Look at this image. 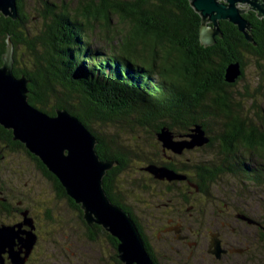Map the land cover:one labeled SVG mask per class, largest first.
Here are the masks:
<instances>
[{
    "label": "trees",
    "instance_id": "1",
    "mask_svg": "<svg viewBox=\"0 0 264 264\" xmlns=\"http://www.w3.org/2000/svg\"><path fill=\"white\" fill-rule=\"evenodd\" d=\"M64 1L61 0L62 6L54 1L45 2L41 12L44 22L39 32L29 26L30 13L23 0H18L16 19L0 13V64L10 39L14 45V73L30 79V103L49 114L53 113L55 106L68 108L97 136L96 151L101 159L116 162L104 177V188L114 203L131 213L151 257L158 264L151 253L143 225L126 201L125 193L118 188V176L127 170L131 150L121 145L114 134L108 135L110 138L103 137L91 124L94 119L123 121L131 129L136 126L144 129L150 126L153 132L163 127L171 131L179 129V136H183L197 122L205 129L209 128L206 119L201 118L216 117L223 120L224 130L218 140L223 146V154L230 156L239 142L250 154L264 160V125L252 126L239 116L227 90L234 85L228 84L224 78L230 62H240L244 73L248 63L246 55L253 57L262 68L264 18L253 11L244 14L251 24L252 42L247 41L235 24L221 20L224 36L218 38L216 44L206 46L200 39L201 17L190 0H82L74 9ZM113 17L125 23V28H113ZM94 37L110 47L121 46L118 50L123 51L115 54L110 51L102 58L99 56L101 50L95 53L90 47ZM22 47L29 54V68L20 64L19 50ZM105 50L115 49L102 47V51ZM90 66L105 74L120 68L121 77L112 81L111 86L96 83L88 72ZM129 79L140 88L134 91L127 87ZM58 84L65 92L58 93ZM247 95L252 94L248 92ZM0 132L29 153L23 143L13 139L12 130L0 125ZM231 159L234 162L228 167L221 165L210 170L206 166H196L201 172L200 191L207 192L208 188L204 172L210 173L215 180L226 169L237 176L247 174L264 183L262 166H250L243 155H231ZM148 162L165 164L179 172L185 170L171 162ZM41 164L44 171L56 180L60 196L65 197L82 218L86 238L95 243L103 237L117 245L118 240L108 231L103 233L101 225L86 223L80 204L67 195L58 178Z\"/></svg>",
    "mask_w": 264,
    "mask_h": 264
},
{
    "label": "rangeland",
    "instance_id": "2",
    "mask_svg": "<svg viewBox=\"0 0 264 264\" xmlns=\"http://www.w3.org/2000/svg\"><path fill=\"white\" fill-rule=\"evenodd\" d=\"M46 1H54L58 6H62L61 0H23L27 11L30 13L29 26L36 32H39L41 27H43L44 18L41 12L45 8ZM78 1L82 0H65L64 3H70L71 8L74 9ZM241 7L247 9L248 5L242 4ZM111 24L113 28L118 30H122L126 26L125 23L116 17L112 18ZM111 34L113 35L114 33ZM90 42L93 52L97 53L101 50L99 56L102 58L105 57V53L110 52L107 50L102 51V47L107 49L122 48L121 46L110 47L98 37L92 38ZM19 53L21 55V66L29 68L31 62L25 47L20 48ZM246 58L248 61L245 70L246 75L236 86L230 87L228 90L239 116L247 121L248 124L261 127L260 124L264 125V61L261 68L253 57L246 55ZM57 87L58 93L60 91L65 92L60 84ZM248 91L252 94L251 96L247 95ZM71 102L76 103V101ZM259 113L262 117L259 116ZM201 119H206L205 121L208 122L209 128L207 130L210 133L209 135L214 137L212 144H209L210 140L209 143L203 146L185 149L182 153L165 149L157 137V132H153L150 126L147 129L141 126L131 129L125 126L123 121L104 122L99 119H94L91 125L95 131L102 133L105 138L114 134V137L119 140L121 145L131 150L129 166L127 170L118 176V188L125 193L126 201L132 206L136 217L143 225L149 243L155 249L159 261L179 264L177 256H171L173 247L183 246L184 250L188 248L187 242H178L175 238V233L177 232L171 233L167 237L162 234V226L167 223L170 217H173V222L179 227L183 226L180 222L178 224V221H183L184 228L188 233L190 225L195 228L197 224L203 222L205 226H201L200 230L205 233L204 238L206 237L209 240L211 237L208 234L222 223V216H218V213L228 217L233 212L234 216L237 215L238 218H241V223H239L240 225L237 228L240 227L246 232L245 238L249 240V243L247 240H243L244 244L231 245L230 249L231 252H236L235 254H237L245 248V253L242 256L234 255L228 257V255H224L226 251L220 245L222 249L221 256L216 257L217 255L214 254L216 259L209 255L208 244H205L202 246V252L199 249H195L198 252L190 264H222L234 263V261L239 264H264V183L257 182L247 174L237 176L226 169L215 180L211 178L210 173L204 172L203 177L207 181V192L204 190L198 191L199 186L196 187L201 183L199 176L201 172L196 166H206L205 168L210 170L224 165L228 167L233 161L231 155L240 157L243 155L250 166L260 165L264 168V160L250 154L239 142L235 144L236 147L230 152V156L223 154V146L220 145V141L218 142L220 134L224 130L222 129L223 120L211 116ZM197 124L201 123L197 122ZM177 131L180 130H172L174 138L188 139L187 134L191 130L182 137L181 135L179 136ZM19 158L20 163H24V166H31V161L25 158V155H22V157L20 155ZM149 160L171 162L179 169H185L180 173L188 178L171 181L157 179L150 172L143 169L149 164ZM37 191H41L40 199H42L44 206H55L54 215L60 218L58 219L59 222L66 223L62 226L64 231H67L66 235H68V244L65 249L53 245L43 246L40 261L37 264H117L111 258V255H115L116 252H114V248L109 241L103 237L99 238L100 240L95 243L89 241L84 235L86 228L77 219L76 212L70 209L66 200L57 201L53 198L49 183L42 180L38 183ZM169 203H172L170 207L167 205ZM191 205H193L192 209L187 211V208ZM216 207H218V210H216ZM235 209L241 212L246 211L245 214L240 215H246L247 218L239 217L238 214L234 213L235 211L233 210ZM188 216L191 218L189 219L190 222L187 221V223L185 221ZM243 220L245 221L242 222ZM225 221L232 222V219L228 217ZM254 221L261 223L260 228L257 225L258 223ZM226 229L229 233H232V226L228 225ZM172 230L175 229L173 228Z\"/></svg>",
    "mask_w": 264,
    "mask_h": 264
},
{
    "label": "water",
    "instance_id": "3",
    "mask_svg": "<svg viewBox=\"0 0 264 264\" xmlns=\"http://www.w3.org/2000/svg\"><path fill=\"white\" fill-rule=\"evenodd\" d=\"M201 17L200 39L206 46L222 36L221 20L235 24L250 42V21L245 17L247 4L258 17H264V0H190ZM0 13L14 19L18 17V0H0ZM14 45L8 39L7 50L0 64V124L12 130L13 139L23 143L28 151L37 156L65 188L67 195L83 210L87 224L102 225L118 240V258L125 264H157L151 257L146 242L131 213L114 203L104 188V177L116 162L101 159L96 151L97 136L73 113L62 106H55L49 114L30 103L28 98L30 79L14 73ZM96 83L111 86L120 79L121 70L103 73L94 66L87 68ZM243 74L240 62L227 65L225 81L235 83ZM138 90L131 80L127 85ZM157 137L165 149L182 153L185 149L203 146L210 137L202 124H196L187 134L188 139H176L172 131L163 127ZM160 180H185L188 177L165 164L150 163L143 168ZM198 187V186H196ZM247 218L246 215L240 216ZM18 231L11 226H0V257L8 249L14 264H25L35 242V236L28 233L20 239L27 248L26 255L14 249ZM211 247L218 257L222 249L220 242L212 238ZM2 261V260H1ZM2 264V263H1Z\"/></svg>",
    "mask_w": 264,
    "mask_h": 264
},
{
    "label": "flooded vegetation",
    "instance_id": "4",
    "mask_svg": "<svg viewBox=\"0 0 264 264\" xmlns=\"http://www.w3.org/2000/svg\"><path fill=\"white\" fill-rule=\"evenodd\" d=\"M250 11L255 12L248 5V8L246 9V13L248 14L250 13ZM250 29L252 30V28ZM223 36L224 33L222 34V36H216V42L214 44L218 42V38H222ZM109 51L115 54V52H120L123 50L115 49ZM117 56L120 55L117 54ZM244 76H245V70L243 76H241L235 82V84L231 83V85L236 86L239 83V81L243 79ZM228 92L230 91L228 90ZM259 116L262 117L260 113ZM206 132L207 135L210 137L211 139L210 143L212 144V140H214V137L212 135L211 136L209 135L210 133L207 129ZM20 155L21 157L22 155H25V158L31 161L30 162L31 166L30 165L24 166V163H20V158H19ZM42 180L50 184L51 194L55 200L57 201L66 200L70 209L73 210V207L72 205H70L69 201L65 197L60 196L61 192L58 189V184L56 180L51 178L44 171L41 162H39V160L32 153L26 152L21 146L16 144L14 141L10 140L8 136L2 135L0 132V226H11L14 227L16 231H18L17 237L14 239L15 240L14 249L20 251L22 256L26 255L27 248L23 246V243L20 241V239H25L28 233H31L33 236H35L34 245L32 247V250L30 251V254L25 264H37V262L40 261V256L42 254L41 251L43 250V246L48 247L53 245L65 249L66 245L68 244V238H67L68 235H66L67 231L65 232L62 226L63 224L65 225L66 223L59 222L58 219L60 218H57L54 215L55 214L54 205L53 207L44 206L42 199H40L41 191H37V188H38V183H40ZM198 191H200L199 187H198ZM171 204L172 203H169L167 205L170 207ZM192 206L193 205L187 208V211L189 209H192ZM216 210H218V207H216ZM233 211H235L234 213L238 214L239 217L241 216L240 214H245L246 212V211L241 212L238 209H235ZM218 216H222L221 218L222 223L221 225H219V227L214 228V230L208 234L209 237H211V239L209 240L206 237H205L206 239L204 238L205 233L200 230L201 226L202 227L205 226L203 222L197 224L195 228H193L192 225H190L189 233L184 228L185 227L184 222L179 220L178 224L180 222L183 227H179L178 225L176 226L175 223L173 222L174 221L172 219L173 217H170L167 223H165L162 226L161 231L164 236L167 237V235L177 232L175 233L176 236L175 238L178 240V242L188 243V248L186 250H184L185 248L183 246L176 248L173 247L174 249H172L173 253L171 256L176 255L179 264H190L195 254H197L198 252L195 249L197 250L199 249L200 252H202V246L205 244H208V252H210L209 255L212 258L218 257V256L215 257L216 254L213 253L212 251L214 249V247H211L212 238H215V240L220 242V245H222L224 251H226L224 255L225 254L228 255V257L234 255L242 256L245 253V248L242 249V252H239L237 254H235L236 252L235 253L231 252L230 249L231 245H236L239 243L244 244L243 240H247V242L249 243V240L245 238V235H247L246 232L240 227L237 228V226L240 225L239 223H241V218H238L237 215L234 216L233 212H231V214H229L228 216L230 219H232V222L225 221L226 218H228L227 215L225 216L219 215L218 213ZM190 218L191 217L189 216L186 217L185 222L189 221ZM77 219H79L80 222L82 220V218L79 215H77ZM244 221L245 220H243L242 222ZM228 225L232 226L231 230L233 234L227 231L226 228ZM258 225H259L258 227L260 228L261 223L258 222ZM173 228L175 230H172ZM102 231L103 233L106 232V230L104 229H102ZM112 242L113 240L109 241L110 245H112V247L114 248V252H118L116 249L117 245H115L114 242L113 243ZM151 253L157 260L158 264H173V262L169 263L168 261H166L162 263V261H159V259L156 256V251L152 246H151ZM111 258L117 264H119L118 262L121 261L118 258V254L116 253L115 255L112 254ZM169 260L171 259L169 258ZM1 263L14 264L9 256V252L7 248L5 252L1 253L0 264ZM202 264H208V263H202ZM222 264H239V263H235L234 261V263L228 262Z\"/></svg>",
    "mask_w": 264,
    "mask_h": 264
},
{
    "label": "bare ground",
    "instance_id": "5",
    "mask_svg": "<svg viewBox=\"0 0 264 264\" xmlns=\"http://www.w3.org/2000/svg\"><path fill=\"white\" fill-rule=\"evenodd\" d=\"M139 1H140V0H139ZM140 2H141V1H140ZM137 3H138V2H137ZM148 7H149V6H148ZM162 7H163V6H162ZM59 15H60V14H59ZM179 22H180V21H179ZM47 26H48V25H47ZM62 29H63V28H62ZM69 30H70V28H69ZM71 30H72V29H71ZM66 34H67V33H66ZM71 34H72V33H71ZM222 34H223V33H222ZM252 35H253V34H252ZM107 51H108V50H107ZM85 55H86V54H85ZM93 55H94V54H93ZM100 67H101V66H100ZM259 67H260V66H259ZM250 68H251V67H250ZM119 69H120V68H119ZM110 70H111V69H110ZM84 72H85V71H84ZM83 74H84V73H83ZM85 75H86V74H85ZM245 75H246V74H245ZM85 77H86V76H85ZM84 81H85V80H84ZM84 81H83V82H84ZM94 86H95V85H94ZM249 91H250V90H249ZM249 91H248V92H249ZM97 92H98V91H97ZM231 92H232V91H231ZM248 92H247V93H248ZM87 95H88V94H87ZM258 95H259V94H258ZM242 96H243V95H242ZM262 111H263V110H262ZM261 113H262V112H261ZM82 120H83V119H82ZM181 137H182V136H181ZM154 143H155V142H154ZM152 163H153V162H152ZM149 164H150V163H149ZM146 165H147V164H146ZM141 170H143V169H141ZM242 173H243V172H242ZM248 180H249V179H248ZM254 220H255V219H254ZM254 222H257V223H258V221H254ZM257 225H258V224H257Z\"/></svg>",
    "mask_w": 264,
    "mask_h": 264
}]
</instances>
